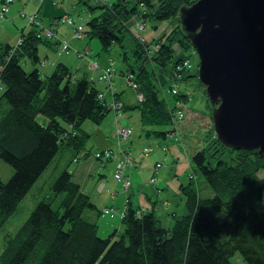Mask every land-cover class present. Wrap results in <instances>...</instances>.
I'll return each mask as SVG.
<instances>
[{
    "label": "trees",
    "instance_id": "obj_1",
    "mask_svg": "<svg viewBox=\"0 0 264 264\" xmlns=\"http://www.w3.org/2000/svg\"><path fill=\"white\" fill-rule=\"evenodd\" d=\"M59 1L53 0V5H58ZM193 1L135 0L128 5L129 0H116L110 6L108 3L101 6L104 8L101 16L90 22L89 34L98 36L103 47L116 43L122 48L127 73L134 75L138 91L144 95L135 107L140 111L146 134L151 132L166 138L174 131V128L154 129L156 126H173L174 111L164 98L159 97L166 82L155 88L145 62L148 59L165 66L175 54V48L167 35L164 40L158 39L160 48L147 55L138 36L128 30L126 18L138 12L143 21L137 22V26L141 23L144 28L150 15L159 19L173 15L178 23L171 33L179 31L190 43L178 26L177 10L178 6ZM138 4L155 8L138 10ZM39 8L37 5L30 14L35 15V21L20 13L28 18L29 25L21 31L20 42L4 45L0 41V82L4 89L0 94V159L13 167L7 181L0 179V229L17 211L56 154L66 146L78 152L84 145L83 136L73 131L75 127L86 119L99 124L110 110L120 116L123 108L117 93L112 94L111 99L105 96L110 91L108 82L99 79L104 69L112 68L116 73L112 57L97 76L105 91L97 89L86 77L72 75L62 63L45 75L35 67L29 71L23 68L22 59L38 62V44L50 42L39 33L46 28L54 32L55 26L60 24L72 25L65 17L74 19L65 12L46 21L41 14L38 16ZM6 13L0 18L3 19ZM80 33L77 38L83 36ZM81 53L77 51L78 56ZM185 56L188 57L186 51L182 59ZM87 58L93 62L92 57L87 55ZM91 64L89 62V68L95 71ZM168 87H171L170 83ZM112 101L118 104V109L111 106ZM116 128L115 145L103 148H109L112 155L104 159L95 157V153L103 149L94 152V157L103 165L118 155L120 146ZM216 140L214 151L220 143ZM220 146L223 145L220 143ZM214 151L203 146L191 154L196 169L214 192L212 197H202L192 180L182 185L187 212L175 218L172 227L159 225L151 210L139 214L140 206L124 200L119 214L123 232L117 238L116 230L106 237L99 234L98 225L87 215L92 210L98 211V207L72 179L73 172L63 169L51 185L52 191L64 194L61 209L53 208L45 198L38 201L14 233L4 234L0 264H233L231 256L236 252L241 254L245 264H264V180L257 175L264 168V156L256 149H238L235 150L236 157L226 161L213 159Z\"/></svg>",
    "mask_w": 264,
    "mask_h": 264
},
{
    "label": "rangeland",
    "instance_id": "obj_2",
    "mask_svg": "<svg viewBox=\"0 0 264 264\" xmlns=\"http://www.w3.org/2000/svg\"><path fill=\"white\" fill-rule=\"evenodd\" d=\"M115 1L116 0H60L59 4L61 3L65 7L66 13L72 16L76 23L83 26V36L81 38L75 37L72 25L60 24L55 26L53 30L56 32L57 39L47 38L50 42L42 41L38 44L39 61L33 62L31 59L24 58L21 60V65L26 71L34 67L38 68L40 73L45 75L50 74L58 63H62L68 67L72 75L78 78L86 77V79L92 80L97 89L105 91L104 84L98 81V72H93L91 69H88L89 62L86 60L88 58L79 57L77 55V50L97 59L102 64L106 63L107 57H112L116 69V73L113 76L114 87L106 92V97L109 99L112 92L117 93L116 97L123 106L121 117L127 120V124H129L131 128L128 127L130 133L132 131V135L129 139L132 141L130 144L131 153L136 155L141 151L140 157H143L145 152L141 148L143 143H147V137L144 133L146 139L143 140L139 133H142L143 128H146V126L141 123L140 111L135 107L139 104L136 91L124 82V75L128 74V66L122 58V48L116 43H112L105 48L101 44L98 36L89 34L91 29L90 22L101 16L104 9L101 6L107 3L110 6L111 3ZM32 2L35 1H29L28 7L26 10H23V13L27 14V17L35 11ZM133 3H135V0H129L128 5H132ZM137 7L138 10L145 7L148 11H152L155 8V6L148 7L139 4ZM179 7L180 6H178L177 11H179ZM5 19H9L10 21L5 22L1 19L6 25L0 27V41L4 45L6 43L13 45L16 38L21 34V31L29 28L28 18L26 19L20 14H17L14 16V19L11 20V12H8ZM141 21H143L142 16L136 12L126 18V26L133 35L135 34L138 36L145 49L147 47H154L152 54L160 48L158 39L164 40L167 35L170 36H168V39L172 41V46L175 48V54L170 62L165 66H160L156 65L153 60L147 59L145 64L151 73L150 76L153 79L155 88H160L161 83L166 82L162 85L163 89H160L159 97L167 101L172 111L175 112L178 107H181L184 112V116L175 121L173 126L154 127V129L158 130H172L174 128V131L169 132L166 138L151 133L153 140H159L160 144H155L154 141H151L147 143V146L154 147L156 152H158L160 158L158 157L156 161L154 159L155 163L157 161H163L161 168L156 173V181H149L150 177L153 175L152 166L154 167L155 165L154 161L142 160L139 166L135 168V171L129 175L128 179L130 183L127 190L128 197L125 198V193L122 188L123 179L118 180L113 175L117 155L112 161L106 162L105 165L94 157L95 150L109 147L112 144V131L114 130L115 121L118 116H115L114 110H110L99 124L86 119L81 122L79 127H75L73 130L77 135L83 136L84 145L78 152L67 146L63 147L34 182L21 201L17 211L9 217L2 229H0V252L3 249L4 234L6 232L14 233L29 216L38 201L45 198L51 202L53 208L61 209L60 204L64 194H57L52 191L51 185L65 168L73 172L72 179L78 181L83 191L87 192L89 196L90 193H93L92 195L94 196L100 194L101 200L99 206H97L99 210L104 207L115 208V210L111 208V210L107 212H102V215L97 217L100 223L98 232L102 237H106L111 234L113 230H116L117 234L115 238H117L123 232L121 216L119 215L122 208L120 204L122 198L124 201L126 199L131 200L132 197L137 204L138 196H141L140 205L142 207L140 208H142L143 211H153L158 219L159 225L172 227L175 218H179L180 215L187 212L186 199L181 189L182 185L192 180L198 187L202 197L213 196V190L200 175L195 164L191 160L192 152L203 146L208 147L210 151H214L213 146L217 139L213 128L212 111L205 93V87L197 76L192 75H197L198 55L191 42L188 43L179 31L178 33H171V31L177 27L176 24L178 23L176 17L173 15L162 19L150 15V17L145 20L144 28L137 26V22ZM64 42L68 44L67 50L61 48ZM129 42L134 43L132 40H129ZM185 51L188 57L185 56L180 60L182 55L184 56ZM149 54L152 55L151 52H149ZM186 59L191 63V67H184L178 71L176 66L182 64ZM53 64L54 67L52 68ZM169 83L171 86L175 84L177 89L175 94H173L168 87ZM3 90V86L0 82V94ZM179 93L184 96L179 95ZM142 97L141 101L144 99L143 94ZM121 125L125 128L127 126L122 123ZM218 144L219 147L216 145L217 149L213 152V159L220 158L231 161L236 157L237 153L235 149L229 148V150L228 147L224 148L225 146L223 147L220 146V143ZM152 147H149L151 148V150L148 151L150 154L153 151ZM127 171L128 170L125 171V174ZM12 173L13 167L0 159V179L2 181H7ZM257 175L263 181L264 168H261ZM82 178L84 182H82ZM115 181L118 183L117 186L115 185ZM103 182L104 186L101 188ZM136 185H139V189ZM120 188V201L118 204L114 203L113 205L110 201V194L112 192L113 194L119 193ZM147 195H149L150 199L147 198ZM147 205L149 207L148 210L144 208ZM172 209L175 211L173 212ZM105 220L110 221L109 225L105 223ZM231 261L233 264H245L239 252L231 256Z\"/></svg>",
    "mask_w": 264,
    "mask_h": 264
},
{
    "label": "water",
    "instance_id": "obj_3",
    "mask_svg": "<svg viewBox=\"0 0 264 264\" xmlns=\"http://www.w3.org/2000/svg\"><path fill=\"white\" fill-rule=\"evenodd\" d=\"M177 18L198 55L218 141L264 156V0H194Z\"/></svg>",
    "mask_w": 264,
    "mask_h": 264
},
{
    "label": "built area",
    "instance_id": "obj_4",
    "mask_svg": "<svg viewBox=\"0 0 264 264\" xmlns=\"http://www.w3.org/2000/svg\"><path fill=\"white\" fill-rule=\"evenodd\" d=\"M12 1L13 0H4L3 1V3L1 4L0 15H3V14H5L8 11L9 4ZM65 20H67L70 24H72V26L74 28L73 33H74L75 37H80V35H81L80 32H82L83 26L78 24V23H76L75 20L72 19L71 17H65ZM30 21H35V15H31L30 16ZM138 26L141 28L142 24L138 23ZM39 36L46 37V38H52V37H56V34H55V32L52 31L51 28H46V31H43V32L39 33ZM20 41H21V39L19 38L17 42H20ZM61 48L63 50H67L68 49V44L65 43V42L62 43ZM153 51H154V47H147L146 48L147 55H150L149 52H151V54H152ZM79 56H83V57L87 58V54L86 53H81V54H79ZM180 59H182V57ZM91 63H92L91 64L92 68H94V69L98 68V63L97 62H91ZM184 67H191V63L187 59L184 60L182 64L177 65L176 69L178 71H180ZM113 76H114V70L112 68H107V69H104L102 71V76L99 77V79L107 81L108 82V87L110 89H112L114 87V84L112 82ZM124 82L128 86H131L136 91L137 99L139 101H141V98H143L142 97V93L138 91V84L134 80V75L132 73H128V74L124 75ZM170 89H171V92L173 94H175L177 92L175 84H173L170 87ZM111 106L113 108L118 109V104L116 102L112 101L111 102ZM183 116H184L183 109L181 107H178L176 109V111L173 112V114H172V120L175 122L178 119L182 118ZM115 134H116V137L118 139V145L120 147L118 149L119 159L116 161L113 175L118 180L123 179L122 185L124 186V189L127 190L130 181L128 179L127 174H125V171L129 170V168L134 167L135 164H136L135 163L136 161L132 157L131 152L125 146V144L128 141V137L130 135V130H129V128L127 126L125 128V127H122L121 124H119L117 126V128H116ZM143 150H144L145 153H148V151L151 150V148L144 147ZM113 154H114V152H113ZM111 155H112V151L109 148L103 149V151H99V152L95 153V157H99L100 156L101 158H104V159L107 158L108 156H111ZM161 164H162V161H157L155 163V165L153 167V175L149 179L150 182H155L156 181V179H157L156 178L157 177L156 173L161 168ZM125 202H127V199L125 200ZM105 209H104V212H107L108 210H111V208H105ZM142 211L143 210H139L138 213L141 214Z\"/></svg>",
    "mask_w": 264,
    "mask_h": 264
},
{
    "label": "crops",
    "instance_id": "obj_5",
    "mask_svg": "<svg viewBox=\"0 0 264 264\" xmlns=\"http://www.w3.org/2000/svg\"><path fill=\"white\" fill-rule=\"evenodd\" d=\"M1 1L2 0H0V3H1ZM29 1H33V0H27V2H26V0H13V2H11L10 3V6H9V10H8V12H11V20H13L14 19V16H16L17 14H20L21 12H23V10H26V8L28 7V4H29ZM35 2H32L33 4H34V10H36L35 8L37 7V5H39V11H38V16L41 14L46 20L47 19H50V18H54V17H59L61 14H63V13H65L66 11H65V7L62 5V4H58V5H56V6H54L53 5V0H40V1H38V0H34ZM33 10V11H34ZM8 12L6 13V15L8 14ZM6 15H5V17L3 18V20L6 22V21H10L9 19H5L6 18ZM3 23V24H2ZM4 25H6V23H4L2 20H1V18H0V27L1 26H4ZM20 38V35L16 38V40L14 41V44H16L17 43V41H18V39ZM78 51V50H77ZM78 55V54H77ZM81 58H83V57H81ZM91 58V57H90ZM108 58L109 57H107V60H108ZM86 59V58H85ZM88 62H91V61H89L90 59L88 58V59H86ZM91 60L93 61V62H97L98 63V68L97 69H95V71H93V72H98V75L101 73V68L103 69L104 68V66H106L107 65V60H106V63H100L97 59H95V58H91ZM54 67V64L52 65V68ZM87 68H88V65H87ZM88 69H90V68H88ZM115 92H112V94H114ZM105 96H106V94H105ZM112 96V95H111ZM110 96V98L109 99H111L112 97ZM122 114V113H121ZM124 124V125H127L129 128H130V125L129 124H127V120L125 119V118H123V117H121V115L120 116H118V118L116 119V121H115V127L116 126H118L119 124ZM114 127V128H115ZM131 129V128H130ZM144 133H145V135H146V137H147V143H149V142H151V141H154V143L156 144V143H159L160 144V141L159 140H153V138H152V135H151V132H149V133H147L146 134V132H145V128H143V131H142V133H139V135L141 136V138L143 139V140H145L146 139V137L144 136ZM131 135H132V131H131V133H130V135H129V137H128V141H127V143L125 144V146L129 149V151L130 152H132L131 151V148H130V144H131V142L132 141H130L129 139H130V137H131ZM112 138L113 139H111L112 140V144L109 146V147H113L114 145H115V138H114V130L112 131ZM144 142V141H143ZM147 143H143V146H142V148L141 149H143L144 147H152V146H147ZM153 148V151H152V153L150 154L149 152L148 153H144V156L143 157H140V153H141V151L138 153V154H136V155H134L133 153H131V155H132V157L134 158V160L136 161L135 163V166L134 167H132V168H129V170L126 172V174H127V176H128V178H129V175H131L130 173H132V172H134L135 171V168L137 167V166H139V163L142 161V160H150V161H154V159H155V161L158 159V157H159V155H158V152H156V149L154 148V147H152ZM152 156H153V158H152ZM116 157V155H114V157L113 158H115ZM119 159V156L117 155V160ZM113 160V159H112ZM155 161H154V163H155ZM109 162V161H108ZM153 163V164H154ZM152 168H153V166H152ZM114 170V169H113ZM150 170H151V168H150ZM151 174H152V170H151ZM102 176H104V175H102ZM117 181V180H116ZM115 181V185L117 186V182ZM82 182H84V179L82 178ZM77 183H78V181H77ZM80 184V183H79ZM104 186V182L102 183V186H101V188ZM131 186V185H130ZM137 187H138V189H139V185H136ZM82 187V186H81ZM122 188H123V190H124V193H125V198L127 197V195H128V192H127V190H125L124 189V186L122 185ZM142 188V187H141ZM137 189V190H138ZM145 192V191H144ZM93 193H90V197H91V199H92V202L96 205V206H99V204H100V200H101V197H100V194H97V196H94V195H92ZM133 194V193H132ZM94 196V197H93ZM120 197H121V188H120V192L119 193H116V194H113V192L110 194V201L113 203V205H114V203H116V204H118L119 203V201H120ZM147 198L148 199H150V197H149V195H147ZM131 202H133L134 203V200L132 199V197H131ZM140 203H141V196H138V201H137V206L139 207H142L141 205H140ZM120 204L122 205V208H123V206H124V204H125V202L123 201V198H122V202H120ZM148 204V203H147ZM149 205V204H148ZM148 205L147 206H145L144 208L145 209H149V207H148ZM105 208V207H104ZM113 208V207H112ZM122 208H121V210H122ZM114 210H115V208H113ZM102 209L101 210H99L98 209V211L97 210H92V211H90V212H87V215H88V217H89V219H92L97 225H98V230H99V227H100V223L98 222V220H97V217L98 216H100V215H102ZM172 211L174 212L175 210H173L172 209ZM105 223L107 224V225H109V223H110V221H107V220H105Z\"/></svg>",
    "mask_w": 264,
    "mask_h": 264
}]
</instances>
